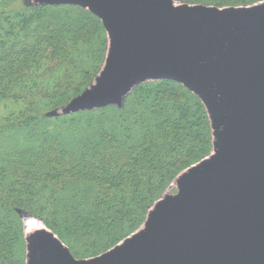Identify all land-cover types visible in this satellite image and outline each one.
<instances>
[{
    "label": "trees",
    "instance_id": "1",
    "mask_svg": "<svg viewBox=\"0 0 264 264\" xmlns=\"http://www.w3.org/2000/svg\"><path fill=\"white\" fill-rule=\"evenodd\" d=\"M0 0V264H26L23 214L75 260L99 257L144 223L182 172L212 152L200 98L171 80L119 107L63 113L103 65L100 18L76 5ZM216 9L264 0H175ZM84 251L79 255L72 249ZM72 247V248H71Z\"/></svg>",
    "mask_w": 264,
    "mask_h": 264
},
{
    "label": "water",
    "instance_id": "2",
    "mask_svg": "<svg viewBox=\"0 0 264 264\" xmlns=\"http://www.w3.org/2000/svg\"><path fill=\"white\" fill-rule=\"evenodd\" d=\"M92 1L108 7L119 21L126 50L110 83L91 100L111 96L124 84L132 85L121 101L139 84L178 82L214 105L216 131L224 135L232 153L225 170L201 166L193 171L178 185L177 195L150 211L151 221L130 243L128 249H134L129 255L106 264H264V19H238L243 26L238 30L244 34L233 28L219 33L225 24L205 19L207 29L202 33L192 26L198 20L189 15L155 14L143 3L129 6L124 0ZM52 4L86 8L105 27L98 8L79 3L33 5ZM156 5L158 11L166 8ZM148 74L152 75L145 78ZM140 78L144 80L133 83ZM106 105L118 106L108 102L76 110ZM220 154L207 164L216 162ZM26 239L27 264H86L36 235Z\"/></svg>",
    "mask_w": 264,
    "mask_h": 264
},
{
    "label": "rangeland",
    "instance_id": "3",
    "mask_svg": "<svg viewBox=\"0 0 264 264\" xmlns=\"http://www.w3.org/2000/svg\"><path fill=\"white\" fill-rule=\"evenodd\" d=\"M11 1L13 0H7L5 3V6L8 5ZM124 1H125V4L129 6L134 4L137 7L141 3H143L142 5H145L146 7L151 9L155 14H159L162 12L163 15H169L170 17H172V15H180V16L189 15L191 19L195 18L194 20H198L197 23L199 24H195L194 20L191 21L190 23H194L192 26H197L196 27L197 31L202 32V33L206 32L205 30L207 29L204 25L206 24L205 22H207V20L205 21V19H210L209 21H214V22H218L221 24H225L224 30L221 28L220 31H218L216 29L209 28L210 30H216L219 33H224L226 31H231V29L233 28L236 31V33H242V34L244 33L242 31H239L238 28L241 27L242 29L243 26L239 24L238 19H241L244 17L245 18L252 17V16L255 21H257L258 19H264V16H257L259 13L264 12V1L257 3L256 5H253L250 7H244L240 10H227V9L219 10V9H213V8H205L201 6H188L184 3L177 2L175 0H124ZM27 2L28 4H32V5L41 4V3H70V4L79 3L89 8H94V9L98 8L101 10V17L103 19V22L105 23L106 38H107L106 53H105L103 65L100 67L98 71L99 73H97V75L95 76L91 84L89 85V88L87 89L86 94L77 98L75 101L67 105V107H65L64 112H67L70 110H76V109L89 108L93 105L96 106V105H101V104L108 103V102H113V103L117 102L118 104L117 107L120 108L122 104V101L120 100L121 96L125 92V90L129 88L132 84H124L122 86V89L119 92L117 93L114 92L113 94H111V96L108 95L96 101L91 100V98L94 97V95H96L101 89H104L110 83L114 68L118 65L119 62L122 63L123 61L122 59H124V55H125V50H126L125 38L126 37H124L123 32L120 31L118 27L119 21L115 18V16L112 15L110 9L108 7L103 8L101 3H97L96 1H92V0H28ZM156 4L160 5L162 8L166 6L165 10L158 11L157 8H160V7H158ZM244 14H247L248 16H243ZM210 25H214V24H211V23L207 24V26H210ZM150 75L152 74L145 75L144 77L149 78ZM142 80L144 79L140 78V79L135 80L133 83H136ZM202 100L204 101L203 103L205 104L206 113L208 115L209 124L211 126L212 152L205 159H203L200 163L182 172L175 180L172 181V183L168 186V189L163 194L161 199L157 201L156 203H154L151 208H149L143 225L135 233L129 235L126 239L120 242L117 246H115L114 248H112L111 250H109L108 252H106L105 254L99 257L92 258V259L75 260L71 256L69 250L63 244H61L60 241H58V239L46 229V226L43 224L41 219L33 217V216H29L28 214H23L22 219H21V225H22V229L24 232V236H25L24 244H25L26 264L28 261L27 258L29 254L28 253V242L26 238L27 236L31 238L35 235L36 237H40L41 239L45 241L58 245L61 249H63V251H65V253H67V255L72 257L73 260L77 262L82 261L83 263H86V264H91V263L92 264H106L109 261H113V260L118 261V259L120 258L124 259V257L128 256L129 253L134 249V248L132 249H128V248L131 246V244H133L136 241L137 237L143 231V228L146 225H148V223H150L151 220H150V217H148V215L150 214V211L156 206H158L159 204L163 203L167 199V197L170 198L171 196L177 195L178 190H179L178 185H182L183 181H185L186 178L190 174L193 173V171H195L198 167H201V166H202L201 168L202 170L207 167H215L218 171L225 170L227 164L230 162V159H232V153L229 149V146H227V142L224 138V135L223 134L219 135V132L216 131L214 121L216 123L218 122V118H217L218 115H217L214 105L211 102L209 103L205 97L202 98ZM5 114H6L5 109L2 106H0V115H5ZM217 138H218V142H217ZM216 142H217V146H216ZM220 151H221V154L218 160L214 163L207 164L208 162H212L211 160H213L214 157H218V153ZM24 219H29V223L32 224L33 227L35 228L28 231L26 226L23 223ZM147 231H150V228ZM71 245L73 244L71 243ZM72 249L79 255V257H84L85 254H87L84 251L79 250L78 248H75V246Z\"/></svg>",
    "mask_w": 264,
    "mask_h": 264
},
{
    "label": "bare ground",
    "instance_id": "4",
    "mask_svg": "<svg viewBox=\"0 0 264 264\" xmlns=\"http://www.w3.org/2000/svg\"><path fill=\"white\" fill-rule=\"evenodd\" d=\"M23 223H24V225L26 226V228H27L28 231H30V230H32V229L35 228V227H33L32 224L29 223V219H24V220H23Z\"/></svg>",
    "mask_w": 264,
    "mask_h": 264
}]
</instances>
